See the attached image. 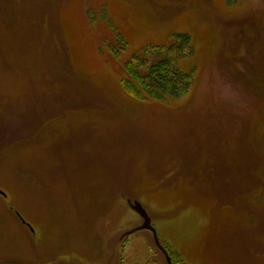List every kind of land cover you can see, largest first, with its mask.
Returning a JSON list of instances; mask_svg holds the SVG:
<instances>
[{
	"label": "rangeland",
	"instance_id": "rangeland-1",
	"mask_svg": "<svg viewBox=\"0 0 264 264\" xmlns=\"http://www.w3.org/2000/svg\"><path fill=\"white\" fill-rule=\"evenodd\" d=\"M179 33L187 93L129 95ZM0 189V264H168L129 200L173 264H264V0H0Z\"/></svg>",
	"mask_w": 264,
	"mask_h": 264
},
{
	"label": "trees",
	"instance_id": "trees-1",
	"mask_svg": "<svg viewBox=\"0 0 264 264\" xmlns=\"http://www.w3.org/2000/svg\"><path fill=\"white\" fill-rule=\"evenodd\" d=\"M228 1L232 4L236 2V0ZM90 15L92 21L96 22L97 20H94L95 15ZM103 15L107 18L104 22L108 27L114 28L109 15L105 12ZM173 37L174 41L171 44L159 46V48L157 45L152 49L149 47L142 56L134 55L124 64L125 75L121 83L129 95L140 100H165L167 98H179L187 93L193 83L194 70L185 71L181 63L195 55L194 46L191 37L186 33H179ZM116 44H109V50L115 57H120V53L125 51L128 45L121 35L118 36ZM10 208L19 217L25 229L31 230V226L23 222L22 216L16 209ZM31 234H33L32 231ZM168 253L173 258V254L170 251Z\"/></svg>",
	"mask_w": 264,
	"mask_h": 264
},
{
	"label": "water",
	"instance_id": "water-1",
	"mask_svg": "<svg viewBox=\"0 0 264 264\" xmlns=\"http://www.w3.org/2000/svg\"><path fill=\"white\" fill-rule=\"evenodd\" d=\"M0 194L3 195L4 197L7 196L6 192H4L2 189H0ZM129 204L131 205V207L133 208V210H135L143 219V223L140 227L128 232V234L134 232V231H138V230H150L155 238V242L158 245V247L163 251V253L165 254L166 258H167V262L168 264H173L172 262V258L170 257L168 251L163 247V245L161 244L159 237H158V233L156 228L153 226L152 224V219L149 215V213L147 212L146 208L143 206V204L139 201H131L129 200ZM23 222H25V220L23 219Z\"/></svg>",
	"mask_w": 264,
	"mask_h": 264
},
{
	"label": "flooded vegetation",
	"instance_id": "flooded-vegetation-1",
	"mask_svg": "<svg viewBox=\"0 0 264 264\" xmlns=\"http://www.w3.org/2000/svg\"><path fill=\"white\" fill-rule=\"evenodd\" d=\"M128 234V233H127ZM127 234H125V236L127 235ZM171 257V256H170Z\"/></svg>",
	"mask_w": 264,
	"mask_h": 264
}]
</instances>
